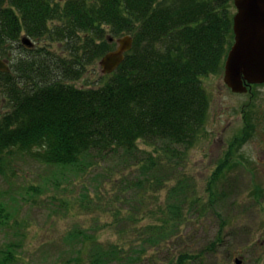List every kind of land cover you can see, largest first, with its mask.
<instances>
[{
  "label": "trees",
  "instance_id": "trees-1",
  "mask_svg": "<svg viewBox=\"0 0 264 264\" xmlns=\"http://www.w3.org/2000/svg\"><path fill=\"white\" fill-rule=\"evenodd\" d=\"M235 10L234 0H0V58L10 66V72L0 71V154L17 150L68 169L80 183L76 201L84 209L103 206L93 195L101 197L112 184L122 195L116 202L130 207L115 211L118 242L103 243L81 230L71 234L81 252L91 247L88 259L80 256L76 264H161L163 244L187 216L221 219L218 209L238 187L227 182L226 169L210 181L208 201L182 174L210 115L204 79L224 72L234 44ZM126 35L134 45L119 68L98 87H78L89 67ZM128 169L138 176L119 186ZM102 170L108 183L87 181ZM171 182L161 204L159 195ZM149 216L158 222L137 240L138 226ZM6 217L0 207V225ZM225 221L211 251L223 245ZM199 263L189 253L165 262ZM0 264H17L13 252Z\"/></svg>",
  "mask_w": 264,
  "mask_h": 264
},
{
  "label": "rangeland",
  "instance_id": "rangeland-1",
  "mask_svg": "<svg viewBox=\"0 0 264 264\" xmlns=\"http://www.w3.org/2000/svg\"><path fill=\"white\" fill-rule=\"evenodd\" d=\"M100 62L89 67L84 78L76 82L78 87H98L105 82ZM204 85L211 99L210 115L204 132L189 151L182 175L188 176L194 190L206 201L210 181L221 168L226 169L227 182L234 180L238 187L236 195L225 199L224 206L218 209L221 219L215 214L203 219L187 216L189 221L168 244L164 243L166 246L163 244L166 248L161 253V264L168 256L181 253L196 256L199 264H236V260L241 264H264V84L251 93L235 94L227 87L222 72L204 79ZM7 151L0 154V207L8 215L0 225V258L13 252L17 264H76L80 256L88 259L91 248L80 251L81 243L71 237L78 230L103 243L118 242L120 235L113 225L115 211L122 209L126 213L130 207L116 202V196H122L117 187L106 185L104 195H93V200L102 201L103 206L84 209L76 201L81 186L74 173L43 165L28 153ZM228 157L229 166L222 167ZM124 171L123 177L118 176L119 186L122 179L133 182L138 176L134 169ZM102 173L105 171L93 173L87 181L94 185L108 183ZM175 183L160 193L161 204ZM258 192L262 193L259 198ZM155 203L149 200L146 204L155 210ZM223 221V245L211 251ZM156 222L151 216L143 219L136 239L141 240L147 226ZM155 249H149L148 256Z\"/></svg>",
  "mask_w": 264,
  "mask_h": 264
},
{
  "label": "water",
  "instance_id": "water-1",
  "mask_svg": "<svg viewBox=\"0 0 264 264\" xmlns=\"http://www.w3.org/2000/svg\"><path fill=\"white\" fill-rule=\"evenodd\" d=\"M237 13L234 17V44L225 63V83L235 93H246L248 84H264V0H234ZM113 41V39H111ZM24 44L32 47L29 38ZM117 48L101 60L103 74L115 72L133 49L134 38L126 35L117 41ZM0 71L10 72L6 60L0 58ZM236 260V264H241Z\"/></svg>",
  "mask_w": 264,
  "mask_h": 264
},
{
  "label": "flooded vegetation",
  "instance_id": "flooded-vegetation-1",
  "mask_svg": "<svg viewBox=\"0 0 264 264\" xmlns=\"http://www.w3.org/2000/svg\"><path fill=\"white\" fill-rule=\"evenodd\" d=\"M224 72H225V70H224ZM243 82H244V85L248 88V91L246 92V93H237V94H248V93H251L253 90H254V88L256 87V86H258V85H261V84H248L247 82H246V80L243 78ZM228 87V86H227ZM231 89V88H230ZM231 91H232V89H231ZM233 92V91H232ZM235 93V92H234ZM236 94V93H235Z\"/></svg>",
  "mask_w": 264,
  "mask_h": 264
}]
</instances>
